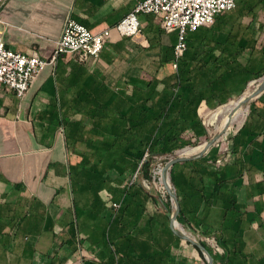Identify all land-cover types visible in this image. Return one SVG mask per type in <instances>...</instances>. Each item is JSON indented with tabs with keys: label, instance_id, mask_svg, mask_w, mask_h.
Returning a JSON list of instances; mask_svg holds the SVG:
<instances>
[{
	"label": "crops",
	"instance_id": "crops-1",
	"mask_svg": "<svg viewBox=\"0 0 264 264\" xmlns=\"http://www.w3.org/2000/svg\"><path fill=\"white\" fill-rule=\"evenodd\" d=\"M142 1H0V28L13 51L49 60L68 20L94 32L111 31L99 58L60 56L45 66L24 98L0 87V264L203 263L197 248L177 236L171 223L153 215L143 220L141 207L113 221L112 205L122 196L106 187L110 171L102 185L91 175V166L104 165L98 170L106 171L117 156L105 151L109 140L95 138L101 131L95 128H122V117L142 103L145 83L160 81L145 72L146 65L175 73L177 34L167 33L158 17L139 14L140 33L134 36L116 30ZM237 6L235 17L224 13L212 27L199 30L221 32L233 25L244 54L264 63V0H238ZM249 25L256 32L261 26V32L254 35ZM251 104L230 140L227 164L232 177L246 172L243 187L235 190L239 203L249 214L260 213L244 219L241 232H235L234 223L223 233L229 264H264V91ZM213 212L217 219L203 222L221 230L222 208L200 210L206 217Z\"/></svg>",
	"mask_w": 264,
	"mask_h": 264
},
{
	"label": "trees",
	"instance_id": "trees-1",
	"mask_svg": "<svg viewBox=\"0 0 264 264\" xmlns=\"http://www.w3.org/2000/svg\"><path fill=\"white\" fill-rule=\"evenodd\" d=\"M246 28L253 31L254 35L261 32V26L257 32L252 25ZM244 51L245 46L238 43L233 25L225 26L221 32L211 28L190 33L187 51L177 72L171 76L172 82H162L163 88L160 91V81L145 83L142 103L136 111L133 109L126 118L122 117V120H125L122 128H95L101 130L94 134L95 138L105 137L109 140L105 142V151H117V156L106 171L91 166V175L94 174L96 183L102 185L106 181L104 174L107 171L124 173V163L130 159L135 165L134 171L143 163V168L146 169L145 177L151 179L148 169L152 156L172 154L184 149L189 144L182 136L186 130L191 131L195 137L204 136L206 131L199 119V109L200 114H203L208 108L221 106L227 103L229 98L242 95L251 81L264 77V63L246 56ZM252 107L251 104L250 110ZM243 129L244 127L239 133ZM146 155L150 158H146ZM186 163L190 168L189 176L184 171H177L179 163L170 170L171 182L180 207L178 221L183 226L194 227L198 233L219 235L217 241L223 249L222 253L214 252L206 242L200 243L212 255L214 264H229L230 250L223 233L230 232L234 223L237 224L235 232H241L242 221L254 220L260 211L255 209L254 213L249 214L245 210L246 207L239 203L235 190L243 187L242 174L237 178L236 175L232 177L228 164L221 169L216 168L214 161L210 164L205 158ZM143 192L140 185L127 186L121 195L119 210L114 211L112 207L113 221L123 214H128L131 201H135L136 205H141L144 209L138 199V195ZM188 202L199 206L194 223L187 218ZM214 205L224 210V224L221 230L208 226L201 219L200 210L204 211ZM164 207L170 212V199L164 202ZM197 250L204 258L202 252Z\"/></svg>",
	"mask_w": 264,
	"mask_h": 264
},
{
	"label": "built area",
	"instance_id": "built-area-1",
	"mask_svg": "<svg viewBox=\"0 0 264 264\" xmlns=\"http://www.w3.org/2000/svg\"><path fill=\"white\" fill-rule=\"evenodd\" d=\"M237 1L144 0L118 24L116 30L121 35L134 36L140 33L139 14L158 17L167 33L176 32L177 34L171 62V69L177 72L187 51L188 34L214 25L218 16L236 8ZM1 13L0 8V25ZM110 36L109 29L94 32L74 20H68L53 54L47 60L7 48L0 28V87L14 92L19 98H24L45 66L54 64L60 56L65 55L77 56L80 61L89 58L97 59ZM120 205L119 202L113 203L114 211L119 210Z\"/></svg>",
	"mask_w": 264,
	"mask_h": 264
},
{
	"label": "rangeland",
	"instance_id": "rangeland-1",
	"mask_svg": "<svg viewBox=\"0 0 264 264\" xmlns=\"http://www.w3.org/2000/svg\"><path fill=\"white\" fill-rule=\"evenodd\" d=\"M239 13V8L237 6L234 11H230L225 13L223 16L232 18L235 17L236 14ZM235 14V15H234ZM222 16V17H223ZM146 65V64H145ZM146 71L149 72L152 75H156L159 77L160 82L163 83H168L170 84L172 82L171 76L174 74L172 73L169 69H166L159 73L158 69L152 68L150 65H146ZM159 73V74H158ZM150 74L144 73V77L148 78L150 77ZM151 78V77H150ZM264 77L255 80L252 82L245 90V92H254L259 88L261 83L263 82ZM244 92V93H245ZM242 95L240 96H233L228 99V102L221 105L217 106L215 108H208L209 110L206 111L203 114H200V109H199V119L202 123V125L205 128L206 134L204 136L200 137H195L193 133L189 130H186L182 136L185 140L189 141V144L184 148H188L187 150V155L182 151L183 149L177 150L172 154H156L152 156L151 164L149 166L148 172L152 176L151 179H147L145 177L146 169L143 168V163L139 164L136 170L134 171L135 165L130 159L129 161H126L124 163L126 167V171L122 174L116 173V172H109L108 173V178L107 179V184L106 187L111 190L113 193L112 195L115 197H118V195L123 194V190L127 186H142L144 192L142 194L138 195V199L141 201V203L144 205V209L141 205H136L135 201L130 202V208H140L141 207V214H142V219L143 220H148L151 218V215L153 216H158V220L161 221H167L171 223L172 217L174 216L176 212V200H177V194L176 190L171 182V176H170V170L163 172L162 169L165 166V164L172 159L178 158V157H190L191 159L184 161L183 163H179V165L176 167L177 171H184L189 173V165L186 162L193 161L195 159H201L205 158L208 160V163L212 164L211 162L214 161L215 167L216 168H223L225 164L229 162L231 159L230 154V140L235 134L238 132V127H240L241 122L244 120V118L248 116L249 114V106L251 102L255 100V97L249 101H246L243 103V105L240 107L243 109L242 114L240 115V122L235 121L233 124L231 123L229 125V128L227 129V132L225 131H217L216 128L221 123L222 117L217 114V111L221 108L222 106H227L228 104L230 105L231 103H238L239 99ZM246 120V119H245ZM202 147V150L198 152L197 154H190V151L195 149L196 147ZM208 147V148H207ZM189 152V155H188ZM200 153V154H199ZM200 156V157H198ZM146 158H150V156L146 155ZM92 160H95L94 158ZM100 169H106V166L104 165H99ZM167 173L169 181H170V187L169 189L166 188V186L163 184L162 180V175ZM243 176H246V172H242ZM151 198V199H149ZM167 199H170L171 202V210L170 212H167L162 205L156 203L155 200H159L160 202H166ZM213 207H216L214 205ZM130 208L128 210H130ZM187 209H188V214L191 215V213H195L194 218H191L189 215H187V218L192 221V223L195 222L196 218V204H193L192 202H188L187 204ZM132 213V212H131ZM152 213V214H151ZM130 214V213H128ZM201 216V215H200ZM155 218V217H154ZM191 218V219H190ZM210 222H214L217 219V213L213 212L209 215V217H206V215H202L201 219L206 220ZM150 220V219H149ZM179 226L181 230H178L180 235H186L189 237L191 240L196 241L197 243L200 242H206L213 250L214 252H219L222 253L223 249L219 246V243L217 241L219 235H215L212 233L209 234H201L198 233L197 231L194 230V227H187L183 226L182 224L179 223ZM219 234V233H218ZM182 239V238H181ZM185 243H187L190 247H192L193 251H196V248L186 240L182 239ZM201 244V243H200ZM198 254V253H197ZM203 263L202 264H207L205 259H202Z\"/></svg>",
	"mask_w": 264,
	"mask_h": 264
},
{
	"label": "water",
	"instance_id": "water-1",
	"mask_svg": "<svg viewBox=\"0 0 264 264\" xmlns=\"http://www.w3.org/2000/svg\"><path fill=\"white\" fill-rule=\"evenodd\" d=\"M264 91V80L263 82L261 83V85L259 86V88L257 90H255L254 92H252L249 96H246V92L242 94V96L240 97V101H243V102H246V101H249L251 99H253L254 97L258 96L261 92ZM200 157V156H198ZM191 159L190 157H178V158H175V159H172V160H169L165 166L163 167L162 171L165 172V171H169L171 170V168L177 164V163H181V162H184V161H187ZM163 207H164V202L161 201ZM165 208V207H164ZM166 209V208H165ZM167 211V210H166ZM180 213V207H179V203L178 201L176 200V212L174 214V216L172 217V221H171V229L172 231L179 237H181L182 239L186 240L187 242L191 243L195 248L199 249L203 256H204V259L205 261L207 262V264H214V261H213V257L212 255L205 249V247L200 244V243H197L196 241L194 240H191L189 237H187L186 235H180L179 231L175 228L177 225L179 226V221H178V215Z\"/></svg>",
	"mask_w": 264,
	"mask_h": 264
},
{
	"label": "bare ground",
	"instance_id": "bare-ground-1",
	"mask_svg": "<svg viewBox=\"0 0 264 264\" xmlns=\"http://www.w3.org/2000/svg\"><path fill=\"white\" fill-rule=\"evenodd\" d=\"M252 92H246V96H249ZM243 101H240L238 103H231L230 105L228 104L227 106H222L221 108H223L222 110L219 109L217 111V114H219L222 119H221V123L220 125L218 126V128H216L217 131H226L227 132V129L229 128V125L232 123H234L236 120L239 119L240 115L242 114L243 112V109H241L240 107L243 105ZM221 133V132H220ZM208 148V147H207ZM187 148L186 149H183L182 151H184V153H186L185 155H187ZM202 150V147H198V148H195L193 150L190 151V154H197L198 152H200ZM200 154V153H199ZM188 155H189V152H188ZM162 180H163V184L166 186L167 189H169L170 187V181H169V178H168V175L167 173L163 174L162 175ZM175 228H180V226H176Z\"/></svg>",
	"mask_w": 264,
	"mask_h": 264
}]
</instances>
